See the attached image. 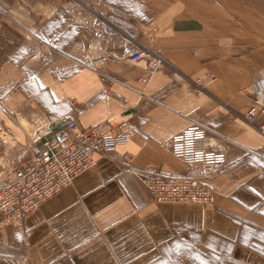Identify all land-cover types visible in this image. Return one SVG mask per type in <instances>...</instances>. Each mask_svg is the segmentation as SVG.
Wrapping results in <instances>:
<instances>
[{
	"label": "crops",
	"instance_id": "crops-1",
	"mask_svg": "<svg viewBox=\"0 0 264 264\" xmlns=\"http://www.w3.org/2000/svg\"><path fill=\"white\" fill-rule=\"evenodd\" d=\"M42 6L22 55L0 60V126L12 138L0 142V175L24 159V123L36 141L51 138L61 116L82 127L128 122L133 134L23 223L5 225L0 215V264H264V139L244 119L264 84V10L245 0ZM140 48L166 61L147 85L146 61L129 59ZM193 122L208 128V149L228 156L209 180L217 203H158L132 166L201 175L171 148Z\"/></svg>",
	"mask_w": 264,
	"mask_h": 264
},
{
	"label": "built area",
	"instance_id": "built-area-1",
	"mask_svg": "<svg viewBox=\"0 0 264 264\" xmlns=\"http://www.w3.org/2000/svg\"><path fill=\"white\" fill-rule=\"evenodd\" d=\"M130 61L144 60L148 74L139 80L147 85L152 76L166 65L162 55L149 48H140L129 56ZM211 79L215 75L208 73ZM195 85L202 94V81ZM15 86L14 90H20ZM244 119L252 124L264 139V84L256 86L254 104ZM133 129L128 122L118 126L97 124L82 127L77 121L60 117V127L45 141H36L35 154L27 155L21 163H13L11 174L0 175V215L5 225H18L38 211L41 205L72 184L74 178L97 165L96 155L113 154L125 145ZM9 131L0 126V142L8 141ZM212 146L208 128L200 122H193L181 133L173 135V153L190 165H201L199 176L169 175L160 171H140L132 166L139 182L151 193L158 203H193L212 206L217 203V189L209 183L214 170L228 161L225 151L208 149ZM29 149V148H28ZM131 160L129 156H126ZM245 163L235 167L240 174ZM232 171H225L230 176Z\"/></svg>",
	"mask_w": 264,
	"mask_h": 264
},
{
	"label": "rangeland",
	"instance_id": "rangeland-1",
	"mask_svg": "<svg viewBox=\"0 0 264 264\" xmlns=\"http://www.w3.org/2000/svg\"><path fill=\"white\" fill-rule=\"evenodd\" d=\"M245 1H248L252 7L264 10V0ZM47 2H51V0H0V60L8 56L16 58L22 55L18 52L20 45L24 43L26 37L34 39V34L38 31V25L41 22L38 15L40 16L42 5L45 6ZM33 48V45L28 41V52ZM24 126L29 141L26 145L27 155H29L38 149L35 147L37 132L35 127L26 123ZM9 139L12 140L10 137ZM3 149L0 147V154L3 153Z\"/></svg>",
	"mask_w": 264,
	"mask_h": 264
}]
</instances>
